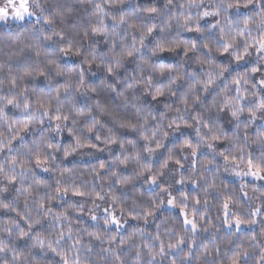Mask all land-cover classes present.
<instances>
[{
  "label": "clouds",
  "instance_id": "clouds-1",
  "mask_svg": "<svg viewBox=\"0 0 264 264\" xmlns=\"http://www.w3.org/2000/svg\"><path fill=\"white\" fill-rule=\"evenodd\" d=\"M0 264H264V0H0Z\"/></svg>",
  "mask_w": 264,
  "mask_h": 264
}]
</instances>
